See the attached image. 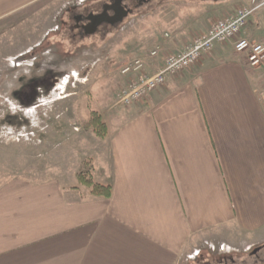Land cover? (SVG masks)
<instances>
[{"label": "crops", "instance_id": "1", "mask_svg": "<svg viewBox=\"0 0 264 264\" xmlns=\"http://www.w3.org/2000/svg\"><path fill=\"white\" fill-rule=\"evenodd\" d=\"M67 1L0 0V57L39 41L65 52L89 42L72 16L97 7ZM241 7L254 8L241 36L264 41V0H238L223 16ZM98 33L91 41L104 39ZM187 44L176 39L174 51L163 47L153 68L127 80ZM72 55L64 61L85 60ZM256 70L232 42L217 43L145 98L100 113L106 134L85 156L94 182L111 186L108 198L73 178L0 183V264H183L204 241H264V75Z\"/></svg>", "mask_w": 264, "mask_h": 264}, {"label": "rangeland", "instance_id": "2", "mask_svg": "<svg viewBox=\"0 0 264 264\" xmlns=\"http://www.w3.org/2000/svg\"><path fill=\"white\" fill-rule=\"evenodd\" d=\"M99 1L102 0H68L65 6L91 9ZM62 9L54 18L57 32L62 27L58 22ZM224 14L207 15L201 6L172 3L153 13L143 11L128 16L119 27L105 30L104 39L91 41L94 36L89 35V42L72 51L65 52L62 44L48 46L39 41L40 46L0 57V183L12 177L34 181L57 178L65 184L73 178L72 182L77 183L73 174L78 172L91 175L95 181L99 174L92 170L85 152L95 146L98 136L88 124L92 111L100 115L112 107H123L118 103V92L131 78V72H121L123 64L134 57L143 58L140 70L149 71L161 55L154 59L148 56L155 45L166 46L167 52H172L176 39L191 43L201 34H195L200 27H210ZM164 33L169 37H164ZM98 34L101 36L102 32ZM170 41L173 42L169 47ZM69 52L73 60L83 56L85 60L65 62ZM257 69L264 75V65ZM260 242L204 241L189 262L252 264L256 255L246 250ZM205 243L228 246L229 251H213Z\"/></svg>", "mask_w": 264, "mask_h": 264}, {"label": "built area", "instance_id": "3", "mask_svg": "<svg viewBox=\"0 0 264 264\" xmlns=\"http://www.w3.org/2000/svg\"><path fill=\"white\" fill-rule=\"evenodd\" d=\"M254 8L241 7L234 13L223 16L214 21L210 27L200 35H197L191 43L183 49L166 55L161 66L151 74H140L123 85L118 92V103L129 105L134 101L141 100L151 91L165 83L166 78L179 71L188 68L195 63L203 54L211 51L217 43L232 42L235 52L243 54L246 64L251 69H257L264 65V42H255L249 38L242 37L248 17ZM164 37H169L164 33ZM163 49L161 44H157L149 51V57L153 58ZM144 59L134 57L123 64L122 73L134 72L143 68ZM213 251H229L228 246H214L205 243ZM195 249L185 255L182 263L190 264L198 254Z\"/></svg>", "mask_w": 264, "mask_h": 264}, {"label": "flooded vegetation", "instance_id": "4", "mask_svg": "<svg viewBox=\"0 0 264 264\" xmlns=\"http://www.w3.org/2000/svg\"><path fill=\"white\" fill-rule=\"evenodd\" d=\"M172 3L201 6L205 14L211 15L226 12L231 5L238 3V0H102L99 1L96 10L87 12L83 10V12L73 15L71 27L76 29V34L79 36L91 35L92 32L94 33L97 30L103 32L115 29L128 16L135 15L138 12L153 13L165 5ZM75 7L76 5L71 6L73 9H80ZM56 29H58V26ZM76 34H73V36ZM252 248L246 250L251 255H256V259L252 264H264V241Z\"/></svg>", "mask_w": 264, "mask_h": 264}, {"label": "trees", "instance_id": "5", "mask_svg": "<svg viewBox=\"0 0 264 264\" xmlns=\"http://www.w3.org/2000/svg\"><path fill=\"white\" fill-rule=\"evenodd\" d=\"M88 126L92 127L95 134L103 138L106 134V127L105 124L102 122L100 115L95 113V111L91 112V119L89 121ZM76 179L78 183L86 185L90 188V192L96 196H102L104 198H108L111 193V186L110 185H102L96 183L91 180V175L83 174L82 172H78L76 175Z\"/></svg>", "mask_w": 264, "mask_h": 264}]
</instances>
